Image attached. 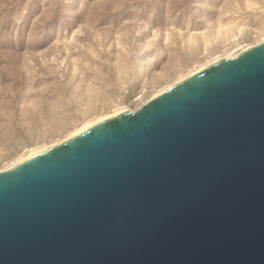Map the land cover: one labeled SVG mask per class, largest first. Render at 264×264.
I'll use <instances>...</instances> for the list:
<instances>
[{
    "label": "water",
    "instance_id": "obj_1",
    "mask_svg": "<svg viewBox=\"0 0 264 264\" xmlns=\"http://www.w3.org/2000/svg\"><path fill=\"white\" fill-rule=\"evenodd\" d=\"M0 264H264V41L0 171Z\"/></svg>",
    "mask_w": 264,
    "mask_h": 264
},
{
    "label": "rangeland",
    "instance_id": "obj_2",
    "mask_svg": "<svg viewBox=\"0 0 264 264\" xmlns=\"http://www.w3.org/2000/svg\"><path fill=\"white\" fill-rule=\"evenodd\" d=\"M263 41L264 0H0V171Z\"/></svg>",
    "mask_w": 264,
    "mask_h": 264
},
{
    "label": "bare ground",
    "instance_id": "obj_3",
    "mask_svg": "<svg viewBox=\"0 0 264 264\" xmlns=\"http://www.w3.org/2000/svg\"><path fill=\"white\" fill-rule=\"evenodd\" d=\"M250 47H252V46L249 45L248 47L244 48L243 51L249 49ZM233 58H234V57H233ZM215 63H216V62H215ZM205 68H206V67H202V68L198 69L197 71H194V72L191 74V76L194 75V74H196V73H198V72H200V71H202V70L205 69ZM167 88H168V87H167ZM164 90H166V89H164ZM106 117H107V116H106ZM103 118H104V117H103ZM103 118H102L101 120H97V121H95V122L85 124L82 128H80V129L76 130L75 132H73V133L71 134L70 137H73V136H75V135L81 133L82 131L86 130L87 128H89V127L93 126L94 124H96V123H98V122H100V121H102V120L105 119V118H104V119H103ZM36 153H38V152H35V153H31V154H29L26 158L22 159L20 162H22V161H24L25 159H27V158H29V157L35 155ZM20 162H19V163H20Z\"/></svg>",
    "mask_w": 264,
    "mask_h": 264
}]
</instances>
